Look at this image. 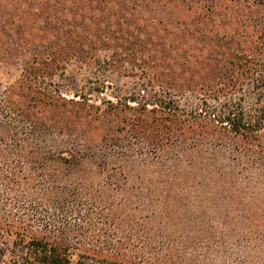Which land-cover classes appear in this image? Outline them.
I'll use <instances>...</instances> for the list:
<instances>
[{"label": "trees", "instance_id": "obj_1", "mask_svg": "<svg viewBox=\"0 0 264 264\" xmlns=\"http://www.w3.org/2000/svg\"><path fill=\"white\" fill-rule=\"evenodd\" d=\"M0 66V264H264V0H0Z\"/></svg>", "mask_w": 264, "mask_h": 264}, {"label": "rangeland", "instance_id": "obj_2", "mask_svg": "<svg viewBox=\"0 0 264 264\" xmlns=\"http://www.w3.org/2000/svg\"><path fill=\"white\" fill-rule=\"evenodd\" d=\"M20 72V67L8 68L0 66V93L5 91L9 85L14 83L18 79V77L20 76ZM107 79L111 83H113L115 87L122 86L123 83H127L128 81V79H126L124 76H121L120 74L114 71L109 73V77H107ZM109 94H112V92L109 91ZM3 241L12 243V237L0 236V243H2Z\"/></svg>", "mask_w": 264, "mask_h": 264}]
</instances>
